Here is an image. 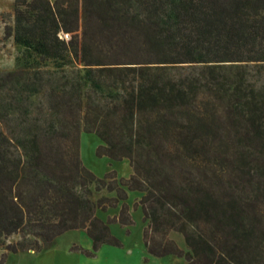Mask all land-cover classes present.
<instances>
[{"label": "trees", "instance_id": "16d2710c", "mask_svg": "<svg viewBox=\"0 0 264 264\" xmlns=\"http://www.w3.org/2000/svg\"><path fill=\"white\" fill-rule=\"evenodd\" d=\"M13 5L4 35L18 53L0 70V264L71 229L94 249L122 246L110 224L133 223L129 191L142 192L151 255L264 264V0ZM83 133L101 140L98 157L128 159L130 177L87 167ZM102 189L115 195L95 200Z\"/></svg>", "mask_w": 264, "mask_h": 264}, {"label": "rangeland", "instance_id": "374dc122", "mask_svg": "<svg viewBox=\"0 0 264 264\" xmlns=\"http://www.w3.org/2000/svg\"><path fill=\"white\" fill-rule=\"evenodd\" d=\"M13 4L14 0H0V70L12 68L18 53L13 39H7L4 35L5 26L13 21ZM100 143L101 140L94 133L82 134L81 155L85 165L98 176L115 170L117 178L124 177L123 175L128 173L129 160L115 161L107 156L97 157L96 148ZM140 194L142 193L138 191L128 192L133 223L112 224V234L120 238L122 246L104 243L99 249H94L93 240L85 229H71L59 235L53 245L43 251L8 252L3 264H188L183 257L175 255L157 257L147 251L143 241L146 223L143 221L140 207H135V202L142 196ZM102 195L113 196L115 192L102 189L95 191L93 198L96 200ZM120 206L110 207L107 211L99 209L98 214L107 220L119 213ZM170 237L175 239L181 248L188 249L180 233L172 231ZM20 238V233L13 234L8 241L16 242ZM3 252L0 247V259Z\"/></svg>", "mask_w": 264, "mask_h": 264}, {"label": "crops", "instance_id": "0c3cea01", "mask_svg": "<svg viewBox=\"0 0 264 264\" xmlns=\"http://www.w3.org/2000/svg\"><path fill=\"white\" fill-rule=\"evenodd\" d=\"M98 157V156H97ZM100 158H102V157H100ZM124 160H126V159H124ZM122 161V160H121ZM128 173L127 174H124L123 176L124 177H130V175L133 173V169H132V167L130 166V163H129V166H128ZM138 192H140V191H138ZM140 193H142V192H140ZM131 195V193H129V196ZM140 195H142V194H140ZM140 198H141V196H140ZM139 198V199H140ZM127 203L129 204V200L127 199ZM141 209V208H140ZM117 213V212H116ZM97 215H99V217H101L100 216V214H98V211H97ZM118 215V214H117ZM142 215H143V213H142ZM102 219H103V217H101ZM105 220V219H104ZM112 224H115V223H112ZM112 224H110V227H112Z\"/></svg>", "mask_w": 264, "mask_h": 264}, {"label": "built area", "instance_id": "2783aa9c", "mask_svg": "<svg viewBox=\"0 0 264 264\" xmlns=\"http://www.w3.org/2000/svg\"><path fill=\"white\" fill-rule=\"evenodd\" d=\"M64 37L68 38V34H64Z\"/></svg>", "mask_w": 264, "mask_h": 264}]
</instances>
